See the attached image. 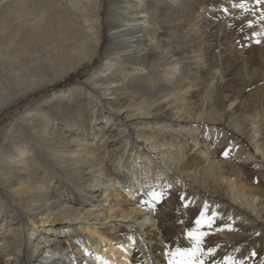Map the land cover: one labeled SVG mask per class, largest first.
Returning a JSON list of instances; mask_svg holds the SVG:
<instances>
[{
  "label": "bare ground",
  "instance_id": "obj_1",
  "mask_svg": "<svg viewBox=\"0 0 264 264\" xmlns=\"http://www.w3.org/2000/svg\"><path fill=\"white\" fill-rule=\"evenodd\" d=\"M186 2L6 0L0 17V115L18 102V94L53 85L93 62L102 46L105 60L84 83L55 91L46 111L37 105L11 124L0 151V264H128L134 248L146 255L144 230L157 223L149 215L140 219L137 206L124 210L122 198L134 200L154 181L180 173L179 153L142 129L151 125L144 119L157 114L191 119L158 103L190 88L188 73L185 79L173 76L183 66L173 57L177 47L168 43L183 27L173 11L186 10ZM199 60L195 55L188 61L200 65ZM166 67L173 71L164 78ZM138 117L144 119L131 131L127 120ZM154 124L159 133L169 130L165 120ZM42 153L70 171L73 184L91 189L84 191L90 193L86 204L55 192L57 185L41 172ZM108 224L112 232L124 224L130 234L114 241L101 231Z\"/></svg>",
  "mask_w": 264,
  "mask_h": 264
},
{
  "label": "rangeland",
  "instance_id": "obj_2",
  "mask_svg": "<svg viewBox=\"0 0 264 264\" xmlns=\"http://www.w3.org/2000/svg\"><path fill=\"white\" fill-rule=\"evenodd\" d=\"M5 2L0 0V17ZM173 17L183 26L168 42L177 47L173 57L183 66L173 76L185 79L188 73L190 88L175 91L168 103L164 98L158 103L181 110L183 116L190 114L191 119L162 113L127 120L131 131L141 120L150 121L151 125L142 129L144 133L164 138L181 157L177 158L180 173L166 175L159 183L154 181L134 200L126 194L122 198L124 210L137 206L140 219L149 215L157 223L144 230L146 255L134 248L128 264H264V0H187L186 10L173 11ZM191 20L197 24L189 26ZM178 42L183 44L178 46ZM2 48L0 45V51ZM104 50L102 46L93 62L65 79L26 95L18 94V102L0 115V151L7 145L12 123L37 105L47 109L55 91L84 83L103 64ZM195 55L202 64L188 61ZM171 71L166 67L163 77ZM149 88L144 85L139 91L149 94ZM208 93L213 94L209 97ZM63 113L67 121H74L68 111ZM164 120L169 130L159 133L154 123ZM185 125L187 130L179 127ZM133 137L135 142H143V138ZM224 152L227 155H222ZM43 159L46 169L41 172L57 185L55 192L75 205L86 204L90 193L84 191L91 189L73 184L67 178L70 171L52 158L43 155ZM103 160L105 164L111 162ZM157 160L158 164L163 162L160 157ZM153 193L160 194L158 201L153 200ZM243 195L249 199L244 201ZM253 198L259 199L254 208ZM32 222L40 227L37 219ZM109 226L101 231L114 241L130 234L124 224L114 232ZM197 237L199 252L193 256Z\"/></svg>",
  "mask_w": 264,
  "mask_h": 264
},
{
  "label": "snow or ice",
  "instance_id": "obj_3",
  "mask_svg": "<svg viewBox=\"0 0 264 264\" xmlns=\"http://www.w3.org/2000/svg\"><path fill=\"white\" fill-rule=\"evenodd\" d=\"M222 155H227V152H224V153H222ZM153 195V200H159L160 199V194L159 193H153L152 194ZM202 216H203V213L201 214ZM205 223H210V221H204ZM201 223V221L200 220H198L197 221V224L199 225ZM190 235H191V233H190ZM200 235H203V234H200ZM199 243H200V240H199V237H197V243H196V248L195 249H193L192 251H191V254L193 255V256H195V255H197L198 254V252H199ZM179 251V250H178ZM188 250H185V252H187ZM208 251L209 252H212L213 251V249H208ZM170 264H172V261H170Z\"/></svg>",
  "mask_w": 264,
  "mask_h": 264
}]
</instances>
